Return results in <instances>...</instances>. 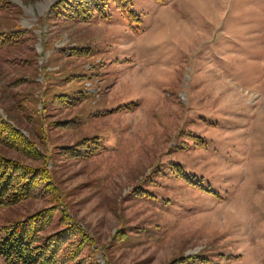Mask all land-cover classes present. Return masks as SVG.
<instances>
[{"label":"rangeland","instance_id":"obj_1","mask_svg":"<svg viewBox=\"0 0 264 264\" xmlns=\"http://www.w3.org/2000/svg\"><path fill=\"white\" fill-rule=\"evenodd\" d=\"M7 1L0 115L57 191L0 206V238L55 206L44 235L76 225L78 264H264V0H132L141 23Z\"/></svg>","mask_w":264,"mask_h":264},{"label":"trees","instance_id":"obj_2","mask_svg":"<svg viewBox=\"0 0 264 264\" xmlns=\"http://www.w3.org/2000/svg\"><path fill=\"white\" fill-rule=\"evenodd\" d=\"M111 3L125 18L141 23L131 9L132 0H57L51 10L57 16L70 21L88 22L93 18L108 20ZM9 5L7 0H0V11L7 9ZM17 35L13 32L4 35L2 45L17 40ZM91 143L82 142L75 150L69 149L68 154L73 157L78 153L79 156H90L89 152L97 151L99 145L97 142ZM0 144L22 153L31 160L44 161L41 166H30L17 159L0 155V206H15L23 201L42 198L57 191V186L52 181L50 170L46 165V156L1 115ZM56 212L55 206L45 208L24 220L1 228V231H5V235L0 238V258L5 264L79 263V257L89 238L76 225L67 223L62 229L44 235L53 223ZM66 220L67 218H63L61 224ZM76 237H79V240H74Z\"/></svg>","mask_w":264,"mask_h":264}]
</instances>
